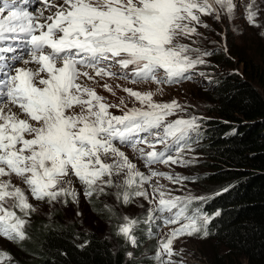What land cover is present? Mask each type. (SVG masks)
<instances>
[{
	"label": "snow or ice",
	"instance_id": "obj_1",
	"mask_svg": "<svg viewBox=\"0 0 264 264\" xmlns=\"http://www.w3.org/2000/svg\"><path fill=\"white\" fill-rule=\"evenodd\" d=\"M29 2L0 0V236L21 241L36 209L25 190L12 183L13 175L33 200L49 204L67 203L68 197L76 201L73 177L84 186L85 197L116 188L125 204L134 196L147 197L143 185L153 177L173 183L186 179L139 172L117 144L137 152L150 169L157 163L185 165L190 161L181 153L199 130L196 117L169 121L182 110L178 102L158 103L153 92L130 88L123 91L141 107L113 115L110 109L127 107L124 100L110 104L84 81L109 77L159 86L190 78L187 74L210 53L182 41L199 36L197 26L207 27L202 15L216 13L219 20L221 9L231 16L235 8L233 0H37L43 8L33 15L22 6ZM254 4L246 10L250 24L257 15ZM103 87L112 92L107 83ZM156 145L163 150L156 151ZM133 187L137 190L129 191ZM153 193L159 196L154 211L170 213L163 223L180 225L157 253L169 257L163 264H171L173 240L200 232L207 237L211 218L199 210L187 214L193 200L203 197L171 196L161 186ZM125 221L117 234L134 245L137 221Z\"/></svg>",
	"mask_w": 264,
	"mask_h": 264
},
{
	"label": "trees",
	"instance_id": "obj_2",
	"mask_svg": "<svg viewBox=\"0 0 264 264\" xmlns=\"http://www.w3.org/2000/svg\"><path fill=\"white\" fill-rule=\"evenodd\" d=\"M252 51L247 55L235 47L227 53L230 58L217 55L216 63L237 64L241 75L214 76L210 67L205 76L213 77L211 86L196 90L210 102L194 110L205 125L191 134L188 144L201 150L203 158L191 165L200 168L199 174H188L182 183L195 186L202 195L180 193L203 197L193 200L187 214L199 210L211 218L199 264H264V49ZM68 211L72 209H58L53 221L33 223L31 241L16 249L28 264H152L154 241L148 239L143 221L135 230L137 244L131 251L116 232L122 220L113 216L106 222L114 209H95L112 230L110 239L66 219Z\"/></svg>",
	"mask_w": 264,
	"mask_h": 264
},
{
	"label": "rangeland",
	"instance_id": "obj_3",
	"mask_svg": "<svg viewBox=\"0 0 264 264\" xmlns=\"http://www.w3.org/2000/svg\"><path fill=\"white\" fill-rule=\"evenodd\" d=\"M249 4H250V0H241L238 11L233 10L237 12L235 16V20L233 19V17L231 18V21L234 20V22L232 23V27H234L235 29V35L228 34V37H227L230 44H232L233 46H241L243 50L245 51V54L247 55L252 54L253 53L252 50L264 49V0H256L258 11L255 17V24H250L246 18L247 16L246 10ZM204 18L208 19L206 15H202L201 19H204ZM235 23L236 25L233 26V24ZM223 38L224 37L222 36V40ZM204 41L205 39L203 38V40L199 42L198 36L194 35L193 36V42H194L193 48H198L201 53L208 52V50H204ZM183 42H186V40ZM192 55L195 58V56L198 55V53H192ZM204 60H205L204 64L198 65L195 69H193L198 73L197 80L195 83L182 85L179 88H174L170 90L169 92H167V89H165L164 91H161L157 95V96H160L161 94L167 92V94L163 98L162 103L171 102L175 100L176 102H178V104L182 108V110H178L179 117L183 119H190L192 117H196L197 122L200 125V128L204 127L205 122H203L199 117H197L194 114V110L207 107L209 105L208 102L210 101L207 97L202 96L199 93H197L196 90L198 88L203 89V86L210 87L211 86L210 82H212V79H213V77H205V75L202 73L205 71L204 68L211 67L214 70V76L215 75L221 76V75H225L226 73L236 72L233 66L224 67V68L216 70L215 66L208 62L209 59H204ZM238 68L240 70V66H238ZM202 79L205 81L203 86L201 82ZM117 146L120 148L121 151L125 152L129 160L136 165L137 161L140 158L138 153L133 151L131 148L125 145H117ZM199 151H197L196 149L188 151L197 157V158L196 157L192 158V160L190 161L191 165L193 164L195 159L196 161L202 160L203 156L198 154ZM186 171L188 174L190 173L199 174L200 168L192 167V168L187 169ZM117 179L122 180L123 177L121 176ZM150 182L153 185V187L159 186L162 183L161 177L160 176L153 177ZM72 186L77 193V199L75 202H73L69 198H67V200H70V203H68L69 206L65 208H70L72 209V211H68L66 219L72 218L73 219L72 222H75L76 220L77 222H79V225H82L83 227L87 228L91 232L97 233L98 236L101 238H104V239L112 238V230L109 228L108 223H106V222H111L114 220V219H111L110 217H113V216L117 217L116 220L117 219H119L120 221L122 220V224L126 223L125 217H128L129 219H134L137 221V224L135 225V227H138L141 221H144V219L141 220V218H137L138 216L151 217L150 209L153 207V203H152L154 200L153 197L156 194L152 195L151 197L152 200H148L145 203L142 202L141 204L137 205L135 209H128L125 211L124 210L125 207L123 206V204L115 205L114 203L109 201V198L112 194L116 195V192L118 191L116 188L106 189L105 194H102V196L94 194L91 198H88V197H85V195L83 194V191L80 189L82 184H80L79 182H72ZM175 189H178L179 192L184 191L190 194L193 193L194 195H202L200 193V190L196 189L195 186H190L188 184L182 183ZM93 198L96 199V203L91 202V199ZM104 198H107V200ZM156 198H159L158 193L156 195ZM108 204L115 207L116 209L112 208ZM101 205L106 211H110L114 209V211L106 219L107 220L106 222L102 220V217H100L98 214L95 213V209H99ZM46 209L48 208L39 207L37 212L38 211L42 212ZM77 213H79V215ZM144 213L146 214V216L145 215L143 216ZM123 214L126 216L123 217L122 216ZM43 215L45 214L39 213L40 217H42ZM155 231L159 232L157 235L158 242H161L169 238L172 230L156 229ZM180 237L173 240L172 248L173 250H177L182 255V262L178 263L177 256L174 254L171 257V264H192V263L199 264L200 260L204 259L203 254L206 253L207 246H204L202 244L204 241H198V240H193V239L182 241V240H179ZM128 242L130 246H133L131 248V251H132V249L135 248L136 246H134L135 244L133 245L129 240ZM168 260H169V257L167 255H164L160 258H157L154 261V264H163V262H167ZM25 261L26 259L22 258V255H20V253H12L11 258L6 260L5 264H28V262L27 261L25 262Z\"/></svg>",
	"mask_w": 264,
	"mask_h": 264
},
{
	"label": "clouds",
	"instance_id": "obj_4",
	"mask_svg": "<svg viewBox=\"0 0 264 264\" xmlns=\"http://www.w3.org/2000/svg\"><path fill=\"white\" fill-rule=\"evenodd\" d=\"M240 3H241V0H233V4L235 5L234 10L238 11V9L240 7ZM250 4H252V0H250ZM252 10L256 11V12L258 11L257 5H256V0H255V4L252 7ZM219 14H220L219 20L216 19V13H213L212 15H206V17L208 19H206V18L201 19L202 24L207 25V27L197 26V32L200 34L198 36V41L201 42L204 38L205 39L204 50H208V53H210V55H208L209 58H207V56H204L203 58L204 59H210V60H208V62L213 64L215 66L216 70L227 67V66L222 65L221 63H216L213 60L217 55H223L224 54L225 56L230 58V56L227 54L229 50H232L235 47L242 48L241 46H233L232 44L229 43V41L227 39L228 34L235 35V29H234V27H232V23L235 20V16H236L237 12L233 11L232 15L229 16L225 10L221 9ZM232 17L234 19L233 21H231ZM234 25H236V23L233 24V26ZM224 26H225V28H224ZM248 26H249V24H248ZM222 36L224 37L223 40H222ZM190 42L192 43V47H193V45H194L193 37L190 41L186 40V42H184V43H190ZM233 67L236 70L235 74L241 75L240 72L238 71L239 70L238 65L234 64ZM208 68H210V67L204 68L205 71L202 72L204 75L208 71ZM197 74L198 73L195 70H191L187 74L190 78L182 79L179 82L171 84V85L164 84V85L158 86L155 83H131L129 81H127V82L129 83L128 88H130V89L140 91V92H148V91L153 92L154 93V96H153L154 101L158 102V103H162L164 96L170 90H172L174 88H179L180 86L185 85V84L195 83L197 80ZM194 77H196V78H194ZM205 77H209V76H205ZM121 82H122L121 79L114 78L113 82L110 84V86L112 88V92H109L110 97H113V98L119 97L121 89L125 85L124 83H121ZM201 82H202V85H204L205 81L203 79L201 80ZM158 88L160 89V91H157ZM165 89H167V92L161 94L160 96H157L161 91H164ZM113 93H115V94H113ZM135 107L140 108L141 105L138 102H136ZM178 118H180V117H179V114L177 111L175 115L168 117V120L174 121ZM162 150H163V148L161 149V151ZM173 154L175 155V153H173ZM181 155L185 161H191L192 158L196 157L192 153L187 152L185 150L181 153ZM136 168L139 172L144 173L145 175L149 174V173H146V171H145L146 169L144 167V163L142 162L141 158H139V160L137 161ZM161 168H162L161 170L163 171L164 167H161ZM189 168H191L190 163H187L185 165L168 164L166 166V174L171 175V176L174 175L175 177L179 176V177L185 178L188 175L186 170ZM163 179L165 180V182H163V184L166 185V187H169V188L172 187L173 188L172 191H168V193L172 194V196H182L181 193L179 192V190L175 189L179 185H181V183H173V182L169 181L168 179H165L164 177H163ZM72 182H79V181L73 177ZM150 188H151V185L148 183H145L143 185L142 190L146 191L147 197H144V196L131 197L130 202L127 204H125L123 202L122 197L120 199H117V196L113 195V194L110 196L109 201L114 203L115 205H122L123 204V206L125 207V209H124L125 211L128 209H135L137 207V205L141 204L142 202L145 203L148 200H150V198H151V189ZM80 189L83 191V194H84L85 189H84L83 185L81 186ZM136 190L137 189L135 187H133L132 189H129V191H136ZM119 191H123V189H121ZM26 195H28L29 203L33 204L35 206V209H36L35 212L31 213L30 218H27L29 222L25 225V228H24V231L26 233V238L21 241V240H10V239L5 238L4 236H0V253L5 254L3 256V258L0 259V264H5V261L11 258L12 253H19L18 251H16V249H18L19 247L23 248L24 244L31 241L29 238H30V230H31V227L33 226V223H36L38 221H53L54 220L53 213L58 209H62L64 207L69 206L68 203H70V200L72 201L71 197H68L70 200H67V203L56 202L53 204H49V203H47V201H35V200H33L29 192H26ZM100 196H102V194H100ZM95 198L91 199V202H96ZM104 199L107 200V198H104ZM62 205H64V206H62ZM109 206H111V205H109ZM39 207H45L48 209H46L42 212H39V211L37 212ZM111 207L116 209L113 206H111ZM52 210H54V211H52ZM46 211H48V212H46ZM39 213L40 214L42 213L45 215L40 217ZM18 215L23 216L22 213H19ZM144 215L146 216L145 213L143 214V216ZM122 216L125 217L126 215L123 214ZM150 216L151 217L138 216L137 218L144 219L143 225L145 227V225L147 223H150V220L154 217L152 211H150ZM186 222L187 221H183V220L181 221V223H186ZM199 223H202V221H200ZM179 226H180L179 224H174L173 226H163L159 222L158 224H152L149 227H147L148 231H149L148 228H150V231H149L150 236L148 237V239H152L154 241V247H153V252H152V264H154V261L157 259V253L160 252L161 242L167 241V240H163L161 242H158V236L157 235L159 232H157L155 230L156 229L173 230ZM118 228H117L116 232H118ZM136 229L137 228L135 227L134 231L132 232V235L134 237L136 235L135 234ZM208 229H209V227L207 225V230ZM124 239L126 240V242L129 245L128 240L126 238H124ZM189 239L198 240V241H205L206 238L203 237L202 232L196 233V234L191 235V236L184 235V236L179 238V240H182V241L183 240H189ZM135 240H136V243L134 246H136V244H137V238L136 237H135ZM132 247L133 246H130V248H132ZM173 252L177 256L178 263H181L182 262V255L177 250H173ZM162 256H164V255H161L160 257H162Z\"/></svg>",
	"mask_w": 264,
	"mask_h": 264
},
{
	"label": "bare ground",
	"instance_id": "obj_5",
	"mask_svg": "<svg viewBox=\"0 0 264 264\" xmlns=\"http://www.w3.org/2000/svg\"><path fill=\"white\" fill-rule=\"evenodd\" d=\"M195 140V139H194Z\"/></svg>",
	"mask_w": 264,
	"mask_h": 264
}]
</instances>
